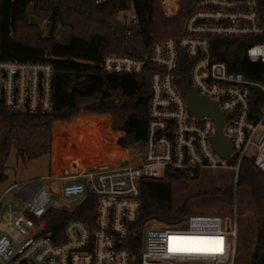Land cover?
I'll return each mask as SVG.
<instances>
[{"label": "built area", "instance_id": "built-area-1", "mask_svg": "<svg viewBox=\"0 0 264 264\" xmlns=\"http://www.w3.org/2000/svg\"><path fill=\"white\" fill-rule=\"evenodd\" d=\"M188 1L189 15L179 38L156 43L145 58L112 54L102 63L110 75L139 78L149 71L150 118L143 158L133 162L127 155L113 167L93 170L77 165L56 176L12 185L0 199V211L11 193L23 203L22 213L10 209L5 215L21 239L0 235V264H234L237 224L231 229L221 216L192 215L176 226L154 222L138 228L143 180H163L172 174L193 178L203 170L239 173L244 159L264 175V85L232 71L213 53L216 39H246L247 62L264 64V0ZM158 2L165 17L174 19L184 0ZM116 18L130 28L129 36L139 22L134 8ZM184 72L190 87L226 117L223 134L233 147L229 159L223 160L214 150L216 123L189 110L181 92ZM54 80L50 62L0 58V103L11 113L49 115L55 110ZM234 157L237 165L228 166ZM78 196L84 197L75 207L54 206ZM88 196L97 202L93 219L70 220L62 237L53 239L46 232L48 211L72 212ZM189 248L206 251L171 250Z\"/></svg>", "mask_w": 264, "mask_h": 264}, {"label": "trees", "instance_id": "trees-1", "mask_svg": "<svg viewBox=\"0 0 264 264\" xmlns=\"http://www.w3.org/2000/svg\"><path fill=\"white\" fill-rule=\"evenodd\" d=\"M32 7L43 13L49 21L48 37L42 36L40 24L32 22L28 13ZM134 8L138 25L131 28L117 20V15ZM189 15V1L174 19L163 14L158 0H108L96 5L94 0H0V58L10 62H50L55 70V110L45 116H32L7 111L0 103V184L7 179V162L12 149L23 162L39 159L52 152L53 130L56 123H70L85 107L86 114L111 116L112 131L123 133L118 146L128 150L131 158H143L149 123L148 82L149 71L143 77L110 75L104 73L102 63L108 55L147 57L152 47L168 38H179ZM59 30L70 33V42L63 45L58 40ZM215 59L226 63L234 72H240L264 85V64L250 65L244 57L248 47L246 39H216L213 42ZM65 78L66 94L57 97L58 78ZM131 79L130 91L115 96L102 92L103 85L111 86L112 79ZM85 82H98L92 89ZM188 83V74L182 75L181 85ZM62 103V104H60ZM107 125L104 119L86 115L74 120L70 126L57 125L56 134L74 133ZM93 135L85 133L84 135ZM91 135V136H92ZM59 152V149L56 150ZM237 165V157L231 162ZM183 174H172L163 180L141 182V216L138 228L151 224L176 226L184 223L191 211L186 202L173 205L172 180H187ZM238 187L251 190L255 198H264V175L251 160L244 159L238 173ZM217 195L233 202V190H216ZM95 198L88 196L72 212L51 208L45 216L46 232L53 239L62 237L66 223L73 219H93ZM141 245V239L138 244ZM238 251L236 250L237 256ZM138 254V253H137ZM249 264H264V223L254 247Z\"/></svg>", "mask_w": 264, "mask_h": 264}, {"label": "rangeland", "instance_id": "rangeland-1", "mask_svg": "<svg viewBox=\"0 0 264 264\" xmlns=\"http://www.w3.org/2000/svg\"><path fill=\"white\" fill-rule=\"evenodd\" d=\"M28 13L32 22L40 24L42 30V36L48 37L49 21L48 18L41 12L35 11L32 7L29 8ZM131 16V15H130ZM58 40L63 45H68L70 42V33L67 30H59ZM111 86L103 85L102 92H107L111 96L117 95L119 92L130 91L128 87L129 83H133L131 79H112L109 81ZM87 87L92 89L98 82H85ZM65 78H58L57 97L64 98L66 94ZM62 104V103H60ZM86 114L85 107H82L78 116ZM77 116V117H78ZM60 123V122H59ZM56 123L54 129L57 128ZM54 131V130H53ZM87 138V136L85 137ZM59 149L50 155L43 156L39 159L28 161L25 165L19 166L13 165L16 160V156L13 152L9 157V165L12 167L7 172L9 180H5L0 184V199L6 193L9 185L15 182L14 176H22V182H32L34 180L59 175L63 170H67L70 167L71 162L75 159L73 152L74 149L70 148L71 143L59 140L53 135V143ZM73 147V146H72ZM114 161L118 162L130 156L129 152L119 151L115 154ZM52 159V160H51ZM133 162L137 161L133 159ZM77 163H80L79 159H76ZM233 158L227 161L228 166L233 167L231 163ZM108 165L113 167L112 163ZM104 167L101 165H92L88 167L89 170L98 169ZM9 170V169H8ZM6 174V173H5ZM238 172L231 169L219 170V171H205L199 173L197 178L187 180H172L170 183L173 187V205L175 208L183 206L188 202L190 208V216L192 215H217L229 221L230 228L232 229L236 222L237 226V238H236V250L238 251L234 264H249L251 250L254 247L259 230L264 223V198H255L251 194V190L243 187H238ZM233 190V202L230 205L226 198L217 195L216 190ZM84 196H78L70 200L62 202H56L55 207L60 208L63 206L75 207L78 205ZM14 209L19 213L24 210L23 203L19 198L11 193L5 196L0 211V235L9 234L15 240H20L21 236L12 227L9 226V221L6 220L5 215L10 210ZM188 219V218H187ZM226 221L224 228L227 229Z\"/></svg>", "mask_w": 264, "mask_h": 264}, {"label": "crops", "instance_id": "crops-1", "mask_svg": "<svg viewBox=\"0 0 264 264\" xmlns=\"http://www.w3.org/2000/svg\"><path fill=\"white\" fill-rule=\"evenodd\" d=\"M88 117L96 118V119H104L107 123V125L99 126L96 129H90L89 132L85 129H81L80 131L74 133L72 136L68 134H56V129H54L53 135L58 138L59 140H63L65 142L71 143L72 146L71 149H74L73 155L75 159L71 162L70 167H74L79 165V167H82L83 169H88L89 165H101L107 166L109 163L116 164L118 162L114 161L115 153L119 151H126L128 150L122 149L118 146V140L123 137V133H114L112 131V120L111 116H92L88 114H84ZM81 116H78L74 118L70 123H59L60 126H70L72 122ZM93 133V135H84L85 133ZM87 136V138H85ZM52 153L57 150V147L54 145L52 146ZM12 153V152H11ZM16 156V160L13 163L16 167L20 164L25 165L27 162H23L21 159H19L16 155V152H13ZM76 159L80 160L79 164H76ZM52 160V159H51ZM11 166L9 165V159L7 162V170H6V176L7 180H9V175H7V172L11 170ZM9 169V170H8ZM22 176L15 175L14 179L15 182L11 183L8 187V189L14 185V184H20L25 183L22 182ZM7 189V190H8ZM6 190V191H7Z\"/></svg>", "mask_w": 264, "mask_h": 264}, {"label": "water", "instance_id": "water-1", "mask_svg": "<svg viewBox=\"0 0 264 264\" xmlns=\"http://www.w3.org/2000/svg\"><path fill=\"white\" fill-rule=\"evenodd\" d=\"M181 92L188 101L189 110L198 118H210L216 123L217 132L212 144L214 150L223 160L229 159L233 154L232 143L223 134V127L226 117L221 115L216 105L201 98L191 87L190 84H184L181 87Z\"/></svg>", "mask_w": 264, "mask_h": 264}, {"label": "snow or ice", "instance_id": "snow-or-ice-1", "mask_svg": "<svg viewBox=\"0 0 264 264\" xmlns=\"http://www.w3.org/2000/svg\"><path fill=\"white\" fill-rule=\"evenodd\" d=\"M183 239L195 240L197 238L185 237ZM172 251H206L205 249L189 248V249H171Z\"/></svg>", "mask_w": 264, "mask_h": 264}]
</instances>
